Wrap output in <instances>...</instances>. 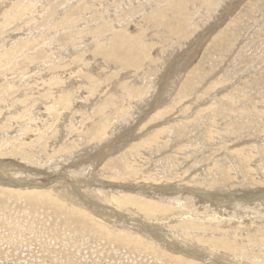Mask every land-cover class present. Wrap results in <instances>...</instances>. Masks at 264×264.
Returning <instances> with one entry per match:
<instances>
[{
	"label": "rangeland",
	"instance_id": "374dc122",
	"mask_svg": "<svg viewBox=\"0 0 264 264\" xmlns=\"http://www.w3.org/2000/svg\"><path fill=\"white\" fill-rule=\"evenodd\" d=\"M0 188V264H264V0H0Z\"/></svg>",
	"mask_w": 264,
	"mask_h": 264
},
{
	"label": "bare ground",
	"instance_id": "6f19581e",
	"mask_svg": "<svg viewBox=\"0 0 264 264\" xmlns=\"http://www.w3.org/2000/svg\"><path fill=\"white\" fill-rule=\"evenodd\" d=\"M13 5V4H12ZM19 5V4H18ZM17 5V6H18ZM16 8V7H15ZM256 15V14H255ZM62 16V15H61ZM17 17V16H16ZM78 17V16H77ZM261 18V17H260ZM17 19V18H16ZM66 19V18H65ZM65 21V20H64ZM63 21V22H64ZM61 23V22H60ZM248 23V22H247ZM5 24V23H4ZM7 24V23H6ZM64 24V23H63ZM8 25V24H7ZM63 27V26H62ZM15 29H17V28H15ZM2 30H4L3 28H2ZM239 30V29H238ZM12 31H14V30H12ZM121 33V32H120ZM238 34V33H237ZM115 42H117V43H119V44H121V45H123V50L124 51H128L129 49H128V47H127V45H128V41L126 40V39H123V38H121L119 35H118V37L114 40ZM113 43V42H112ZM24 44V43H23ZM23 44H22V46H23ZM33 44V43H32ZM116 44V43H115ZM32 46V45H31ZM19 48V47H18ZM113 48V47H112ZM122 48V47H121ZM17 49V48H16ZM22 49V48H21ZM12 50H14V49H12ZM115 50V49H114ZM10 52H12V51H10ZM9 52V53H10ZM108 55V54H107ZM37 56H39V55H37ZM111 58V57H110ZM141 59V58H140ZM117 60V59H116ZM123 61L126 63V59H123ZM138 61H139V59H138ZM117 62V61H116ZM138 63V62H137ZM137 63H135L136 65H137ZM140 64V63H139ZM133 65H134V63H133ZM83 67V66H82ZM9 71V70H8ZM30 71V70H29ZM15 79V78H14ZM202 82H203V80H202ZM234 83V82H233ZM198 85V84H197ZM55 88V87H54ZM244 91V90H243ZM231 92V91H230ZM248 97V96H247ZM246 100V99H245ZM245 102V101H244ZM238 107V106H237ZM243 131V130H242ZM34 140V139H33ZM220 173V172H219ZM73 180V179H72ZM53 187V186H52ZM56 188H58V187H56ZM1 189V188H0ZM2 189H4V191L5 192H3V193H1V191H2ZM1 190H0V194L3 196V197H6V198H12L13 196H16V195H19V196H22V197H26L27 199H29V201L30 202H36L37 200H38V198H40V197H42L43 199H45V200H50L51 202L52 201H55L58 205H60V206H62L63 205V203H62V201H61V203L58 201V199L56 200L52 195H50L49 193H42L41 192V190H33V191H28V192H22V193H20V191L19 190H13V189H5V188H2ZM54 189V188H53ZM57 190V189H56ZM45 191V190H44ZM18 192V193H17ZM49 192V191H48ZM58 192V191H57ZM64 193V192H63ZM59 194V193H58ZM55 195H56V192H55ZM62 195V194H61ZM60 195V196H61ZM19 196H16V197H19ZM62 197V196H61ZM107 197V196H106ZM110 197V196H109ZM123 197V196H122ZM41 199V198H40ZM24 200V199H23ZM44 200V201H45ZM107 200H108V197H107ZM122 202H125L126 204H129V205H131V206H133V208H135L136 210H140V211H142V212H144V214L145 215H152L153 213H155L156 211H158V210H161V212H169L170 211V207H169V209H167L168 208V206H165L164 204H160V203H156V202H152V201H146V200H143V199H140V198H137V197H129V196H126V197H123L122 199ZM25 201V200H24ZM113 201V200H112ZM28 202V201H27ZM43 202V201H42ZM72 202V201H71ZM90 201H88V203H89ZM46 203V202H45ZM73 203V202H72ZM13 204V203H12ZM18 204V203H17ZM34 204H36L37 205V202L36 203H34ZM42 204V203H41ZM66 204V203H65ZM87 204V203H86ZM11 205V204H10ZM14 205H15V203H14ZM71 205V204H70ZM5 206V205H4ZM3 206V207H4ZM16 206H18V205H16ZM40 206V205H39ZM44 206V205H43ZM46 206H48V205H46ZM67 207L68 208H66V211L67 210H72V209H74L73 207H70V206H68L67 205ZM1 208V207H0ZM17 209H19V207H17ZM127 209H130V208H127ZM165 209V210H164ZM55 210V209H54ZM172 210V209H171ZM46 211V210H45ZM76 214H78V216L77 217H80V219H79V224H82V226L83 227H86V226H91L90 224H93L92 222H90V217L87 215V214H85V213H82L81 214V212H76ZM52 215V214H51ZM51 215H50V217H51ZM63 215V214H62ZM61 218V217H60ZM66 218V217H65ZM166 218H169L168 216H166ZM63 220H65L64 218H63ZM56 221V220H55ZM43 227V226H42ZM86 228H88V227H86ZM178 228H180L181 230H184V229H189V230H191L192 229V225H189V224H184V222L180 225V226H178ZM88 229H90V228H88ZM43 230V229H42ZM85 230V229H84ZM90 231V230H89ZM84 232V231H83ZM86 232H88V231H86ZM85 232V233H86ZM89 234V233H88ZM226 235V234H225ZM117 237V236H116ZM223 239V238H222ZM222 239L221 240H218V241H220L222 244H224V245H226V243L225 242H223L222 241ZM225 241V240H224ZM227 242V241H226ZM133 243V245H135V244H138V243H140V240L139 239H135L134 241H130V244H132ZM126 244V243H125ZM162 244H163V242H162ZM233 244V243H232ZM232 244H229V245H232ZM165 245H166V243H165ZM229 245H227L226 247H228ZM167 246V245H166ZM233 246V245H232ZM152 253H153V251H152ZM197 256V255H196ZM200 256V255H199ZM198 258H200V257H198ZM175 261V260H174Z\"/></svg>",
	"mask_w": 264,
	"mask_h": 264
},
{
	"label": "crops",
	"instance_id": "0c3cea01",
	"mask_svg": "<svg viewBox=\"0 0 264 264\" xmlns=\"http://www.w3.org/2000/svg\"><path fill=\"white\" fill-rule=\"evenodd\" d=\"M12 3H13V2L7 3V6H8V5H11ZM116 49L119 50L118 48H116ZM119 51H120V50H119ZM127 53H128V52H127ZM124 54H125V51H124ZM130 55H131V57H129ZM130 55H129V56L127 55V56H128L129 58L132 59V60H131V63L133 64V63H135L134 60H133V54L131 53ZM138 59H139V57H138ZM119 61H120V59H119ZM122 62H123V60H122ZM122 62L120 61L121 64H122ZM129 64H130V62H128V64H126V65H125L124 62H123V64L121 65V67H122L123 69L127 70V71H130V72H133V73L136 72V70H137L138 68H137V69H135L134 67L130 68V67H128V66H130ZM134 65H135V64H134Z\"/></svg>",
	"mask_w": 264,
	"mask_h": 264
},
{
	"label": "water",
	"instance_id": "95a60500",
	"mask_svg": "<svg viewBox=\"0 0 264 264\" xmlns=\"http://www.w3.org/2000/svg\"><path fill=\"white\" fill-rule=\"evenodd\" d=\"M218 23H220V22H218ZM110 186H112V185H114V184H109ZM21 187H23V186H21ZM130 187L129 186H125L124 185V189H129ZM93 203L95 204V205H98V206H100V204H98L97 202H95V201H93Z\"/></svg>",
	"mask_w": 264,
	"mask_h": 264
}]
</instances>
